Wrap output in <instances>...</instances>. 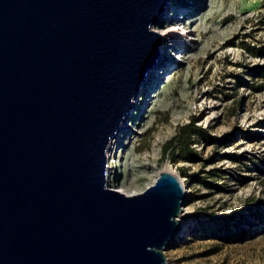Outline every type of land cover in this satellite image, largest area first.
Wrapping results in <instances>:
<instances>
[{"label": "water", "instance_id": "obj_1", "mask_svg": "<svg viewBox=\"0 0 264 264\" xmlns=\"http://www.w3.org/2000/svg\"><path fill=\"white\" fill-rule=\"evenodd\" d=\"M167 0H0V264H168L180 177L106 187Z\"/></svg>", "mask_w": 264, "mask_h": 264}, {"label": "rangeland", "instance_id": "obj_2", "mask_svg": "<svg viewBox=\"0 0 264 264\" xmlns=\"http://www.w3.org/2000/svg\"><path fill=\"white\" fill-rule=\"evenodd\" d=\"M167 5L160 29L176 35L108 145L110 186L140 193L170 166L187 198L168 264H264V0ZM192 117L206 138L193 139L196 158L172 162L163 146Z\"/></svg>", "mask_w": 264, "mask_h": 264}, {"label": "trees", "instance_id": "obj_3", "mask_svg": "<svg viewBox=\"0 0 264 264\" xmlns=\"http://www.w3.org/2000/svg\"><path fill=\"white\" fill-rule=\"evenodd\" d=\"M259 68L256 67L255 74L260 78H264V71L258 70ZM195 123L196 119L192 117L187 124L180 126L178 132L164 144L163 155L167 156L170 161L175 162L177 159L193 160L197 157L198 153L191 147V143L195 137L206 138V131ZM198 181L201 182V179H198ZM237 212L239 211L231 212L228 216L232 218Z\"/></svg>", "mask_w": 264, "mask_h": 264}, {"label": "bare ground", "instance_id": "obj_4", "mask_svg": "<svg viewBox=\"0 0 264 264\" xmlns=\"http://www.w3.org/2000/svg\"><path fill=\"white\" fill-rule=\"evenodd\" d=\"M167 5V4H166ZM168 6V5H167ZM165 13H166V7H165V9H164V11H163V13L161 14V16L158 18V19H156L151 25H150V29H151V31H153V32H156L157 34H159V36H160V39H159V43H158V47H159V50H158V48H157V53H156V56L155 57H157V60L155 61V65L153 66V67H151L149 70H148V72H147V74H146V76H145V78H144V80L142 81V83L140 84V86H139V89H140V87L142 86V84L144 83V81L146 80V78L150 75V73H151V71H152V69L154 68V67H156V65H157V63H159L160 62V60H162V58H161V56H160V58H159V60H158V56H159V54H161L160 53V51L161 52H163L164 51V47H166V42L167 41H169V40H171L170 39V37L172 36V35H176V33L173 31V30H168V29H160V28H162V25H161V23L163 22V20H164V15H165ZM159 28V29H158ZM178 57H181L180 55H176L174 58H173V60L175 61ZM158 61V62H157ZM154 96V95H153ZM136 97H134L133 98V100H132V105H133V101H134V99H135ZM131 111V110H130ZM129 111V113L125 116V118H124V120H123V122H122V124H121V126H120V129L117 131V133L110 139V141H109V144L108 145H110L111 143H112V140L117 136V134L119 133V132H121V131H123L124 129H126L128 126L125 124L126 123V120L128 119V118H130V112ZM132 119V118H131ZM125 124V125H124ZM109 152V146L107 147V149H106V153H108ZM107 158H109V155H108V157H106V159ZM112 168V166L110 165V163L108 164V167L106 168V174H107V176H106V182H107V186H110V183L112 182V176H111V174H110V169ZM162 171H168V172H171V173H174V174H176V175H178L176 172H175V170H173L170 166H165L164 167V169L162 170ZM182 181V180H181ZM182 184H183V182H182ZM184 185V184H183ZM113 190H116V191H118V192H121V193H124L125 195H134V194H137V193H135V192H131V191H126L122 186H120V185H115V186H110ZM185 188V187H184ZM181 233H182V231H181ZM180 234V233H179Z\"/></svg>", "mask_w": 264, "mask_h": 264}]
</instances>
